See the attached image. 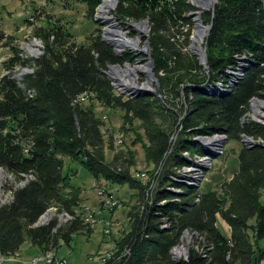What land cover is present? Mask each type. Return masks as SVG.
<instances>
[{
  "label": "trees",
  "instance_id": "16d2710c",
  "mask_svg": "<svg viewBox=\"0 0 264 264\" xmlns=\"http://www.w3.org/2000/svg\"><path fill=\"white\" fill-rule=\"evenodd\" d=\"M66 1L85 4L87 17L101 23L95 16L104 0ZM115 1L119 21L150 23L148 45L162 97L126 98L114 89L110 66L133 62L136 55L126 51L120 56L103 39L102 28L78 42L65 24L52 22L36 30L43 53L23 59L21 49L12 45L13 36H7L0 24V48L4 44L12 49L5 60L10 72L0 79V167L22 182L7 188L9 199L0 200L1 253L15 256L31 244L41 253L58 254L75 235L92 233L76 212L83 197L81 184L73 183L81 176L78 163L95 179L135 192L126 224L117 220L120 228L110 234L116 252L103 264H253L264 259V123L251 116L254 99H264V0H218L215 9L201 12L203 23L210 27L208 73L186 46L196 23L191 12L200 10L197 0ZM240 58L250 62L228 92L208 93L188 86L227 80V69H235ZM25 66L33 70L27 68L18 80L17 67ZM183 88L193 107L175 142L180 124L173 105ZM86 91L92 93L89 101L76 103ZM106 108L121 113L122 130L126 135L136 133L134 144L141 140L142 130L148 160L164 166L152 203L151 183L144 185L133 175V151L107 158V121L102 113ZM218 132L230 140L245 135L263 142L242 145L239 171L217 190L185 187L171 179L173 166L186 163L184 150L204 151L192 136ZM171 185L182 192L173 191ZM52 208L57 215L45 221ZM63 213L73 219L62 223ZM219 216L231 226V238L220 231ZM187 232L193 235L188 255L176 260L174 249L186 242Z\"/></svg>",
  "mask_w": 264,
  "mask_h": 264
},
{
  "label": "rangeland",
  "instance_id": "374dc122",
  "mask_svg": "<svg viewBox=\"0 0 264 264\" xmlns=\"http://www.w3.org/2000/svg\"><path fill=\"white\" fill-rule=\"evenodd\" d=\"M109 0H104V2ZM114 1V0H113ZM103 2V3H104ZM116 2V1H115ZM101 3V5L103 4ZM217 3V2H216ZM100 5V6H101ZM99 6V7H100ZM98 7V9H99ZM117 7V3H116ZM199 7V6H198ZM213 7H211L212 9ZM98 9L96 14L98 15ZM116 9V8H115ZM115 9L113 13L115 15ZM202 14L206 11H210L211 9H204L201 5L199 7ZM96 15V16H97ZM95 16V17H96ZM101 21L98 23L93 19L87 17L86 14V5L82 3H68L66 0H0V24L7 36H13V46H17L21 49V56L23 59H33V57H38L42 54L43 51V40L40 39L39 36L36 35V30L43 26L53 25L52 22H58L59 24H65V26L77 36L78 42H85L87 40V36L96 32L99 28H102L101 34L104 36V28L105 24L102 22L103 18H97ZM118 22L123 26L124 30L128 32V37L138 39L140 37V47L142 49L134 50L132 47L128 46L123 49V51H131L136 55V60L133 62L128 61L127 64H122L118 66L124 70L126 66L133 67L135 69L134 73H129V77H135L133 80L142 87H150V92H158L159 93V80L155 74V62L151 54V46L150 43L148 45V37L151 31V26L148 20H144L142 22L135 21H119ZM133 24H142L146 23L148 28L146 30H137L135 27L131 26ZM204 28L208 29L206 34L200 37V40L195 36L196 31L198 30L197 23H195L193 32L191 35L190 41L187 43L190 52L199 56L200 59L205 57L206 53V39L208 37L209 28L207 24H203ZM37 36V37H36ZM35 40H38L36 43ZM197 41V42H196ZM33 42V43H32ZM43 44V45H42ZM31 45L32 49H28L27 46ZM36 50L35 52L32 50ZM12 53V49L10 46L2 45L0 48V79L2 76L7 74V69L5 68V59H9ZM140 54V55H139ZM139 55V56H138ZM139 60V61H138ZM141 60V61H140ZM203 65V64H202ZM138 66V69H136ZM117 67V66H113ZM124 67V68H123ZM149 67V68H148ZM31 68V66H25L23 68L17 67V72H21L23 69ZM29 70V69H28ZM31 68L29 71H32ZM149 70V71H148ZM112 71V70H111ZM10 72V71H9ZM8 72V73H9ZM149 72L152 74L153 79H150ZM111 72L109 71V74ZM112 74V73H111ZM110 74V75H111ZM150 81V82H149ZM143 84V85H142ZM144 90V89H143ZM149 92V91H148ZM141 94L144 92L141 91ZM89 101V100H88ZM262 107V108H261ZM103 108V106H102ZM100 106V109H102ZM107 111V112H106ZM102 113H105L104 120L107 121V126L105 127V133L107 135L108 142L106 144V152L108 160H113L116 155L122 156L128 154V151H133L135 155V165L132 167L133 175L136 179L139 180L151 179L153 182V193L157 189L160 183V175L163 170V164L160 167H156L151 161L147 158V152L144 143L147 142V139L144 137V132L141 130L140 134L142 135L141 140L134 144L137 139L136 133H129L125 136V141L123 143H119L117 136L121 133L126 132L122 130L123 118L119 111L114 112L108 108L104 109ZM256 113V114H255ZM254 119L257 121L263 120L264 117V99H254L253 102V111L251 113ZM257 115V116H256ZM139 121H136L138 124ZM183 129L181 128L175 135L174 141L176 142L180 137V132ZM219 136L214 135L212 138ZM196 136H192V140L195 139ZM221 138V142L219 141L211 144L210 150L214 151L215 154L212 157V160L208 164L202 163L204 167L201 168L197 175L194 173L196 177L203 176V180L201 181L200 187L206 181H212L213 183L219 182L221 178H223L224 172H227V168L229 165L234 164V156L238 154L240 149L242 148L243 139L240 140H230L226 135L221 134L219 136ZM225 137V138H224ZM135 140V141H134ZM134 141V142H133ZM225 142V145H224ZM110 144V145H109ZM220 145L219 149H215V146ZM185 150L182 152L184 154ZM225 158V159H223ZM77 168L81 170V176L78 178H74V184H81L83 187V197H82V205L78 210H81V213H84L88 207L91 206H99L104 205L103 197L98 194L99 190L105 185H110L107 181L97 180L95 179L86 169L81 167L78 163L75 164ZM228 166V167H227ZM231 167V166H230ZM204 168V169H203ZM160 170L159 176L156 174ZM177 171V167L173 166L172 174L170 173L171 179H174L176 175L174 174ZM174 172V173H173ZM147 174V177H142V174ZM228 175V174H227ZM197 181V180H196ZM144 182V181H141ZM20 182L14 175L7 172L3 168L0 167V200L6 201L10 198V193L7 188H12L14 186L21 185ZM219 183L216 184V186ZM112 188L117 190V195L122 200V205L119 208L114 210H107V212L113 213V216L118 215L121 225H125L127 222V215L129 208L134 204L135 200H130V189L127 186H114L110 185ZM202 186V187H203ZM173 189V186H171ZM174 191V190H173ZM177 192V191H176ZM6 198V199H5ZM128 202L130 205H126ZM133 202V204H132ZM100 206V207H101ZM85 208V209H84ZM84 209V210H83ZM106 211V210H105ZM104 211V212H105ZM103 212V213H104ZM57 215V211L53 209L46 215L44 218L45 221L53 218ZM60 221L62 223H66L69 220V216L66 213L60 215ZM68 218V219H67ZM115 218V217H114ZM116 219V218H115ZM89 224V223H88ZM93 231L90 234H79L75 235L71 245L64 243L60 248L61 255H65L67 259L73 264H103L104 257L108 255V251L114 249L111 248L112 245L106 247L107 240H111L105 233V223H98L97 226L89 225ZM119 223H117V229H119ZM107 236V237H106ZM108 238V239H107ZM108 240V242H109ZM192 240L191 235H186V242L181 244V246L175 249L177 257H183L187 255L189 248V241ZM31 247L32 245L29 244ZM25 247V246H24ZM23 247V248H24ZM28 252V247L24 248L23 251L18 253L15 256L4 257V264H31L34 260L40 259V255H30Z\"/></svg>",
  "mask_w": 264,
  "mask_h": 264
},
{
  "label": "bare ground",
  "instance_id": "6f19581e",
  "mask_svg": "<svg viewBox=\"0 0 264 264\" xmlns=\"http://www.w3.org/2000/svg\"><path fill=\"white\" fill-rule=\"evenodd\" d=\"M216 2H217V0H197V4L201 5L204 9H211V7H213ZM115 8H116V2L115 1L109 0V1L104 2L99 7L98 15L96 14L97 15L96 18H99V17L103 18V22L105 24V29H104L105 32H104V36L103 37H105L106 40L110 44H112V46L115 49H117L118 54L120 56H123V53L126 52V50L123 51V49L128 47V46L132 47L134 50L141 49V47L139 45L140 44V37L138 39L128 37V34H127L128 32H126L124 30L123 26L118 22V18L113 13V10ZM131 26L135 27L137 30H140V29L146 30L148 28V25L146 23H142V24H133V23H131ZM206 28H204L202 26L198 27V30L195 33V36H197L198 40H200V37L202 38V36H204L206 34V31L208 30ZM37 41L38 40H35L36 43H39ZM27 48L28 49H32V46L28 45ZM32 51L35 52L36 50L33 49ZM141 51H142V49H141ZM42 53H43V51H42ZM131 55H133V54H131ZM127 63H128V61H126L124 64H127ZM201 63L203 64L204 68L206 69L207 62H206L205 57H203L201 59ZM245 64H246V60L244 58H240L239 59V64H238V66L235 69L234 68H228L227 69V74H228V79L227 80H221V81H219L218 83H215V84L203 83V84L198 85L196 83H189L188 86H190L192 90H194V88H196V89H199V90H204L205 92H209V93L215 92V93H218V94H224V93L228 92L229 90H231L232 87L234 86V84L239 80V78L242 77V75H243V73L245 71ZM113 66H117V67H113ZM118 66H121V65H119V64L111 65L109 71L112 74L110 73L111 74L110 75L109 71H108V74H109V77H110V80L112 82V85H113L114 89L119 94L125 96L126 98H133V97H135L137 95H140L141 91L145 93V92L151 90L150 87H148V88L144 87V86L141 87L139 85V83H136L135 81H133L136 78V74H134L135 75L134 78L133 77H129V73H134L135 72V69L133 67L126 66V68L123 67L124 70H122V68H120ZM136 69H138V66H136ZM8 72L9 71H7V73ZM149 75H150V79H153V76H152V74L150 72H149ZM89 93H90L89 91H86V92L82 93L81 95H79V97L76 99V103L84 102L86 100V98L88 97ZM90 98L91 97H89V99ZM173 106L177 107V105H173ZM192 107L193 106H191V104L187 100V98L184 97L185 112H183V115H182V122H181V112L177 111V112H179V117H178L179 118V124L181 122V128L182 129H183V121L186 119V117H187L188 113L190 112V110L192 109ZM248 115H250V114H248ZM251 116L253 117L252 114H251ZM104 117L106 118V116H104ZM253 119H254V117H253ZM260 121L264 123V117H263V120H260ZM179 129H180V126H179V128L177 130H179ZM221 134H223L225 136L227 135L225 133H219V132L214 134V135H219L220 136ZM214 135H201V134L200 135H195L196 137L193 140L199 142L203 146L204 151L202 153H199V152H192V151L186 149L184 154H183L184 159L186 160V163L182 167H177V171H175V173L173 172L176 175V177L173 179L174 181H176V182H178V183H180L182 185H185V187H187V186H189V187H191V186H199L200 187L201 181L203 180V176H201L199 178V177H196L194 175V173L197 175V173H199L197 171H199L201 169V168H198V167H204L202 163L208 164L210 162V160H212V157L215 155V154H213L214 151L210 150L211 144L214 145L213 143H215L216 141L217 142L219 141V143H220L221 142L220 141L221 138L219 136H216L215 137L216 141H215L214 138H212ZM125 136H126V134L124 132H121L117 136L116 140H118L119 143H123L125 141ZM252 137L243 135V137H242L243 143L248 145L249 147H252V146H255V145L263 142V139H254ZM219 147H221V144L220 145L216 144L215 149L217 150V149H219ZM143 177H147V174L143 173ZM138 180H139V178H138ZM171 186L169 187L170 189H172ZM104 188L105 187L101 188L99 190V192H98V194L103 197V200H104L103 204L104 205L113 204V196L103 193V189ZM172 190L177 191V192H182L181 188L177 187V186L176 187L173 186ZM153 200H154V196H153V191H152V201ZM92 207H99V206L88 207L86 209V211L87 210H91ZM119 207H117V208H119ZM53 209L56 210V208H52L50 211H52ZM105 210L106 211L107 210L111 211L112 209H105ZM76 212H77V214L79 216L82 215L81 210H77ZM66 215L69 216V220L73 219V216L71 214L66 213ZM82 217L85 219L86 223L87 224L89 223V225H90V222L87 221L84 216H82ZM98 223H105V221H98ZM112 232H113V230H107L106 234L110 235V234H112ZM187 234L192 236V240L189 241V243L193 242V235L191 233L187 232L185 234V238H186ZM183 243H185V242H183ZM175 249H174V252H173L174 256H175V259L176 260H180L182 257H177ZM0 253H1V251H0ZM108 255H109V252H108ZM187 255H188V252H187ZM187 255H184L183 257H187ZM256 263H253V264H256Z\"/></svg>",
  "mask_w": 264,
  "mask_h": 264
},
{
  "label": "built area",
  "instance_id": "2783aa9c",
  "mask_svg": "<svg viewBox=\"0 0 264 264\" xmlns=\"http://www.w3.org/2000/svg\"><path fill=\"white\" fill-rule=\"evenodd\" d=\"M205 73L209 72L208 69V64H206V69L204 70ZM185 88V87H184ZM184 88L182 90V96L180 100H177V107H174L175 110L180 111L181 112V122H182V115L183 112H185V108H184ZM92 96V93L88 94V97L86 98V100L84 102H87L89 97ZM160 97H162L160 95ZM82 102V103H84ZM103 118L104 115H103ZM181 122H180V129H181ZM179 129V130H180ZM176 130L175 134L173 135V139L175 138L176 133L179 131ZM172 152V150L170 151ZM160 170H158V173L156 174L157 176H159ZM143 177V174H142ZM141 181H144V185H148L149 183H151V187H150V191L148 195H150L149 201L152 203V191L153 189V182L151 181V179H144L141 178ZM103 193L107 194V195H112L113 196V204L110 205H99V207H92L91 210H87L84 213H82L81 216H84L86 218L87 221L90 222V224L92 226H97L98 225V221H105V233L107 232V230H117V223L118 221L115 218H105L104 216V211L105 209H116L117 207L121 206L122 200L120 199V197L117 195V190L112 188L110 185H105V188L103 189ZM101 206V207H100ZM144 207V206H142ZM145 208V207H144ZM115 249H112V251L109 252V255L105 256L104 261L106 259H108V256L111 257L114 253H115ZM4 255L2 253H0V264H4L5 263V259H4ZM31 264H73L72 262L69 261V259L64 258V257H60L58 256V254L56 252H46V253H41L40 255V259H36L34 260ZM256 264H264V259L259 260Z\"/></svg>",
  "mask_w": 264,
  "mask_h": 264
},
{
  "label": "crops",
  "instance_id": "0c3cea01",
  "mask_svg": "<svg viewBox=\"0 0 264 264\" xmlns=\"http://www.w3.org/2000/svg\"><path fill=\"white\" fill-rule=\"evenodd\" d=\"M233 161H234L233 166H232V165H229V168H227V170H226L227 172H224V174H223V178H221L219 182H215V183H213L212 181H206V182L204 183V186H203V185H202L203 187L201 186V189H203V190H205V191L217 190V189L221 186V184H222L223 182L231 180V179L234 177V175L239 171L240 163H239V159H238V154H236V155L234 156ZM230 166H231V167H230ZM227 167H228V166H227ZM227 174H228V175H227ZM217 183H219V184L216 186ZM130 193H131L130 195H133L135 192L132 191V190H130ZM130 200H132V199H130ZM132 201H133V200H132ZM132 204H133V202H132ZM104 216H105V218H107V219H109V218H114V217H115L116 220L120 221V220H119V217H118V215H116V213H115V215L113 216V213L111 214V212H107V211H105V212H104ZM217 225H218L220 231L223 233V235H224L225 237H227V238H231V237H232V228H231V226H230L229 223H227V221H225L221 216H219V218H218ZM106 237H107V236H106ZM109 237H111V236H109ZM107 239H108V238H107ZM110 239H111V240L108 239L109 242H108V240H107V243L104 244V245H106V247L109 246V245H112L111 248H112V247L114 248L113 238H110ZM69 246H70V245H69ZM26 247H28V252H27V253H29L31 256H32V255H36V254L41 253V250H40L38 247H33V246L31 247L29 244L25 245L24 248H26ZM109 247H110V246H109ZM24 248L22 249V251L24 250ZM57 252H58V255H59V256H62V257H64V258H66L65 255H61V253H60V249H59Z\"/></svg>",
  "mask_w": 264,
  "mask_h": 264
},
{
  "label": "water",
  "instance_id": "95a60500",
  "mask_svg": "<svg viewBox=\"0 0 264 264\" xmlns=\"http://www.w3.org/2000/svg\"><path fill=\"white\" fill-rule=\"evenodd\" d=\"M115 1V0H114ZM117 2V1H116ZM217 2H218V0H217ZM216 4V3H215ZM196 5L197 6H199L200 7V5L199 4H197V2H196ZM213 9H215V6H213ZM191 15L194 17V19L196 20V23H197V27H199V26H202V27H204V23H203V21H202V19H201V11L200 10H197V11H193V12H191ZM208 28H210V27H208ZM210 32L208 31V34H209ZM103 39L105 40V42L106 43H108L109 45H111L112 46V44H110L107 40H106V38L105 37H103ZM199 55V54H198ZM205 59H206V62H207V52L205 53ZM246 61H248V62H250V59L249 58H246ZM248 67V66H247ZM26 72H28V69H23L21 72H16L15 73V77L18 79V80H22V76L26 73ZM209 93V92H208ZM144 94H147V95H153V96H160L158 93H156V92H145ZM224 145H225V142H224ZM2 168V167H1Z\"/></svg>",
  "mask_w": 264,
  "mask_h": 264
}]
</instances>
